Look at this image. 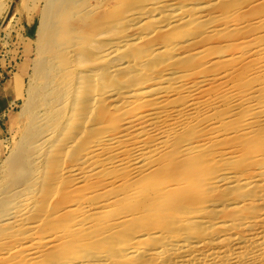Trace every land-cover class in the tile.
Instances as JSON below:
<instances>
[{
	"label": "bare ground",
	"instance_id": "bare-ground-1",
	"mask_svg": "<svg viewBox=\"0 0 264 264\" xmlns=\"http://www.w3.org/2000/svg\"><path fill=\"white\" fill-rule=\"evenodd\" d=\"M41 15L0 85V264H264V0Z\"/></svg>",
	"mask_w": 264,
	"mask_h": 264
},
{
	"label": "rangeland",
	"instance_id": "rangeland-1",
	"mask_svg": "<svg viewBox=\"0 0 264 264\" xmlns=\"http://www.w3.org/2000/svg\"><path fill=\"white\" fill-rule=\"evenodd\" d=\"M5 8L0 13V85L21 72L20 66L27 65L22 72L29 76L37 40V29L41 25L42 11L46 0H4ZM92 5L102 6L111 0H89ZM22 102H19L21 104ZM19 107V106H18ZM15 107V111L18 110ZM3 128L4 111L0 112ZM14 136L16 138H14ZM20 134L9 131L7 137L15 144ZM13 138V139H12Z\"/></svg>",
	"mask_w": 264,
	"mask_h": 264
}]
</instances>
